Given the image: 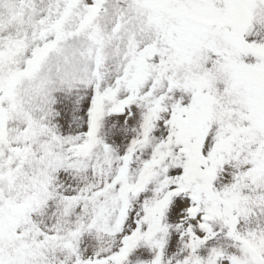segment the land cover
Instances as JSON below:
<instances>
[{
  "label": "snow or ice",
  "instance_id": "6c2138e0",
  "mask_svg": "<svg viewBox=\"0 0 264 264\" xmlns=\"http://www.w3.org/2000/svg\"><path fill=\"white\" fill-rule=\"evenodd\" d=\"M0 264H264V0H0Z\"/></svg>",
  "mask_w": 264,
  "mask_h": 264
}]
</instances>
